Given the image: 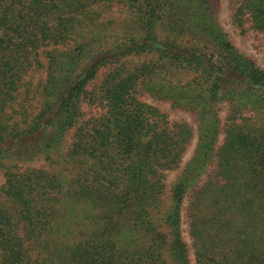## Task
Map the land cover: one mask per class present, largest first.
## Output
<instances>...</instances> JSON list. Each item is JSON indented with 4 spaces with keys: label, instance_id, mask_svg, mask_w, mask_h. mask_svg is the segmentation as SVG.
Masks as SVG:
<instances>
[{
    "label": "trees",
    "instance_id": "obj_1",
    "mask_svg": "<svg viewBox=\"0 0 264 264\" xmlns=\"http://www.w3.org/2000/svg\"><path fill=\"white\" fill-rule=\"evenodd\" d=\"M240 1L237 18L248 14L264 35V0ZM115 2L129 11L122 30L92 31L101 17L93 6ZM219 13L217 0H0L1 112L26 86L23 77L42 47L74 45L47 52L43 108L28 129L0 132L3 192L12 204L0 203V264H264V128L236 123L247 109L264 114V70L235 47ZM140 54L153 62H122ZM109 64L117 66L98 97L106 113L78 128L62 160L87 87ZM179 72L192 77L168 79ZM141 90L197 118L196 150L169 203L165 175L180 168L194 129L177 123L169 132L158 130L152 119L159 110L138 97ZM227 103L231 123L219 145V106ZM12 157H44L61 172L77 167L78 173L21 174L17 165H5ZM211 165L217 177L191 185ZM61 198L71 202L63 223L55 208ZM183 211L193 259L182 237ZM54 237L62 240L53 243ZM29 242L49 256L34 260ZM116 248L118 257L108 255Z\"/></svg>",
    "mask_w": 264,
    "mask_h": 264
},
{
    "label": "rangeland",
    "instance_id": "obj_2",
    "mask_svg": "<svg viewBox=\"0 0 264 264\" xmlns=\"http://www.w3.org/2000/svg\"><path fill=\"white\" fill-rule=\"evenodd\" d=\"M217 2L220 7V24L223 29L229 34V38L232 43L242 54L252 59L260 68L264 70V35L260 31L253 28L251 18L248 14L237 18L236 12L241 5V1L217 0ZM93 8L95 11L101 13V17L93 22L94 24L91 27V30L95 32L101 30L103 31L102 35L109 36V34L111 33H119L122 30L125 21L129 18V11L127 10V8L118 2L113 3L111 7L94 5ZM107 40H109V37L105 41ZM71 42L72 41H70V43L68 42L69 44L66 45H63L61 43L58 44V46L51 43V45L42 47L40 49L39 57L36 58L37 60H34L32 62V67L23 77L22 84H25L26 86L21 87L20 90L17 91V98L10 104L9 107L5 109L4 112L0 111V117H2L0 132L6 134L12 129L22 131L28 129V125L31 124L30 122L41 112L43 108V97L41 93L43 90V86L48 79L49 58L47 52L54 48L58 50L71 49L74 47ZM152 59L153 58L151 55L140 54L127 56L123 58L122 62L129 63L130 65H132V67H134V65H141L143 63L151 61ZM111 65L109 64L99 69L95 78L89 83L87 87L89 95L83 99L80 106L81 119L79 121V124L76 126V128L70 129L66 134L65 142L62 146V151L60 152L62 160L64 155L70 150L71 145L74 142L75 133L77 132L78 128L84 122H92L93 119H98L106 113L104 103H102V101L98 99L99 87L104 81L105 77L117 66ZM179 73L180 74L168 76V79L175 82L182 81L183 83H185L192 77V75L184 72ZM138 97L144 103L151 106V108L154 107L159 110L160 113L155 112V115L152 119L154 124L158 123V130L163 129L169 132V129L173 130L174 126L177 123H186L194 129V136L188 146L187 152L185 153L180 168L168 171L165 175L166 187L164 192V202L169 203L173 183L178 179L186 164L193 157L196 150V146L198 143L197 118L193 111L187 110L185 108L175 107L172 104V101L159 99L146 93L145 91L141 90L138 93ZM219 112L222 121V133L219 145H222L225 139V130L231 123V108L229 104L227 103L220 105ZM162 120L164 121V123L162 122ZM236 120V123L241 124L243 123V120H248L251 125H255L258 128H264V114L258 111H251L247 109L242 115H238ZM4 162L7 167L17 165V172L21 174L25 172L31 173L38 170H44L49 172L50 174H65L72 177L73 174L78 173L77 167H75V170H73V174H68L69 172H61V168H59L61 165H54L53 163L48 162L44 157H36L29 160H17L12 157L4 160ZM215 170L216 167L214 165L209 166L207 170H205V174H202L199 180L193 181L191 185L204 184L208 176L217 177V173L215 172ZM5 171L7 170H5L4 168H0V203L10 208L12 207L11 201H9L5 197L3 192L6 182ZM191 193L192 191L189 194ZM70 204L71 202H69L67 198H61V202L59 204L55 203V208L59 209V213L61 210L62 219L60 220L62 223L66 221V218H68L67 214L68 208H70ZM48 205V207L50 208L53 206V203ZM185 205H188V200L185 202ZM64 212H67L66 216H63ZM183 215L182 237L188 244L193 259V241L190 235L189 222L185 211H183ZM160 231H162V234L165 235L169 233L170 229L164 226L161 230H159V232ZM61 240L62 239L54 237L52 241L53 243L58 244ZM39 245L40 244L38 243L29 242L31 255L33 256L34 260H40L44 257L49 256V251L39 248ZM121 251L122 249L119 250L118 248L111 249L108 252V255H116L118 257ZM164 256L169 258V254H164ZM192 262L194 263V260Z\"/></svg>",
    "mask_w": 264,
    "mask_h": 264
}]
</instances>
